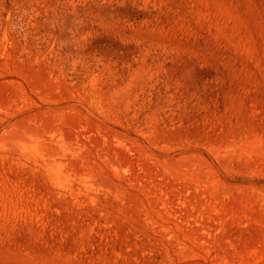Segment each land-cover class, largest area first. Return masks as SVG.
<instances>
[{"label":"rangeland","instance_id":"rangeland-1","mask_svg":"<svg viewBox=\"0 0 264 264\" xmlns=\"http://www.w3.org/2000/svg\"><path fill=\"white\" fill-rule=\"evenodd\" d=\"M0 264H264V0H0Z\"/></svg>","mask_w":264,"mask_h":264}]
</instances>
